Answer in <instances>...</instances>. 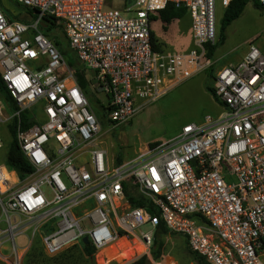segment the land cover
<instances>
[{
  "label": "built area",
  "instance_id": "2783aa9c",
  "mask_svg": "<svg viewBox=\"0 0 264 264\" xmlns=\"http://www.w3.org/2000/svg\"><path fill=\"white\" fill-rule=\"evenodd\" d=\"M106 1L17 0L37 11L28 23L0 9V76L17 107L9 114L0 101V126L9 125L32 166L17 182L7 156L0 158V238L16 252L17 237L28 245L39 237L50 256L84 245L85 237L96 253L137 238L152 264H171L167 255L155 260L150 253L163 221L210 264H264L263 51L251 42L240 62L216 70L222 113L111 165L96 144L100 121L67 59L43 32L44 18L56 19L80 62L95 73L115 126L138 112L137 100L157 101L213 68L208 46L217 40L219 0H124V10ZM231 2L220 0L225 10ZM170 4L190 14L194 47L188 52L153 45L152 17ZM3 144L0 135V152ZM126 190L151 201L159 214L134 206ZM145 225L151 228L141 231Z\"/></svg>",
  "mask_w": 264,
  "mask_h": 264
},
{
  "label": "rangeland",
  "instance_id": "374dc122",
  "mask_svg": "<svg viewBox=\"0 0 264 264\" xmlns=\"http://www.w3.org/2000/svg\"><path fill=\"white\" fill-rule=\"evenodd\" d=\"M126 3L127 2L124 0H107L106 6L124 10ZM0 9L4 12L6 17L12 21L18 20V16L24 19L32 18L22 5L16 4V0H2ZM224 12L225 10L219 0L217 6L216 42L219 40L221 33ZM179 19L180 20L175 21V24H173L171 29L167 32V35L171 39L170 42H173V44L167 43V49L160 51H186V49H177L178 46L182 45L181 43L186 44L187 42L184 36L181 40L179 34L175 35L176 32L174 30L177 25L181 27L187 26L189 23V14ZM166 25L168 26V24ZM49 37L53 40L58 38L60 47L67 50L66 59L70 67L81 65L76 52L69 47L61 27L54 29ZM226 39L224 45L219 47L216 51L218 56L225 55L223 58L224 61H237L248 50L249 44L253 41L260 44L264 51V8L256 6L254 2L250 1L241 18L234 21L226 29ZM233 47L235 50L231 54H227ZM71 69L73 71L72 67ZM89 74L91 75L92 72L89 71ZM211 76L212 73H206L190 79L154 102L137 100L139 110L126 122L113 126L109 123L107 118H105L103 122L100 121L101 133L104 135L102 139L105 138L104 147L109 152V158L114 160L113 164L119 165V159L123 162V160L132 158L136 153H139L142 148L145 150L146 148L151 149L152 147L150 145L152 143H161L173 138L186 124L200 123L207 115L218 116L222 111V106L207 90L208 86L214 89V81ZM91 98L92 99L89 100L91 110L98 118L95 107L96 109H101L102 106H106L108 98L102 91L96 93L93 91ZM8 128L9 125L7 124L0 126V135L4 140L3 150L0 152V158L2 160L6 159L8 150L14 139V136L9 132ZM17 178H19L17 174H14V179L18 182L19 180ZM83 224L87 228L91 227V222L88 219H86ZM1 227L2 223L0 221V228ZM150 228L151 226L145 225L142 227L141 231H147ZM44 232V230H41L42 234H45ZM137 234L140 235V231H138ZM164 239L165 245L163 249L171 264H197L192 259L188 251V245L183 236L172 233ZM16 242L19 248L15 252L12 248V244L8 242V240L0 238V264H131L144 255H147L150 259V256L144 251L141 254H131L130 257L123 262L114 259L108 252L101 254V251L93 256H89L85 254V245L82 244L71 245L57 255L50 256L46 253L43 242L39 237L29 243V245L24 236L17 237ZM127 242L129 243V247L130 245L134 247L140 243L137 238H131L130 241ZM126 246L128 245L126 244ZM113 247L117 252H120L123 245L119 243L118 245H113ZM114 252L116 251L114 250Z\"/></svg>",
  "mask_w": 264,
  "mask_h": 264
},
{
  "label": "trees",
  "instance_id": "16d2710c",
  "mask_svg": "<svg viewBox=\"0 0 264 264\" xmlns=\"http://www.w3.org/2000/svg\"><path fill=\"white\" fill-rule=\"evenodd\" d=\"M252 1L256 6L264 8L258 0H232L230 6L225 10L223 19H222V29L221 33L219 36V40L214 44V45H209L208 46V57L213 58L217 49L224 45L226 41V29L238 18L241 17L243 14L245 8L247 7L248 3ZM16 4L20 5L17 0ZM0 5H2V0H0ZM23 8L26 10V12L32 16V18H35V14L37 13L36 10L30 9L28 7ZM187 13L186 8H176L174 5L170 4L168 7L161 12V18L165 24H170L173 20L179 19L183 17ZM19 21L28 23L31 21L30 18L24 19L21 16L17 17ZM61 27L60 25L57 24V21L54 17L51 16H46L44 18V21L42 23V29L45 35L48 37L50 36V33L58 28ZM62 28V27H61ZM56 45L59 47L60 51L62 54L65 56L67 55V50L62 49L60 47V42L58 38L54 40ZM70 47V46H69ZM81 63V62H80ZM73 68V73L75 76V79L81 89L83 90L84 94L88 98V100H91L93 91L99 92V86L96 83L95 80V73L94 74H89V71L82 63L81 65L77 66H71ZM96 84V85H95ZM207 90L215 97V92L213 87L208 86ZM0 101L6 105L8 108V112H13L17 109L7 87L5 82L0 76ZM92 102V101H91ZM94 105V104H93ZM96 113L98 115L99 121L103 122L105 118H107L108 115V108L106 106H102L101 109H96ZM25 121H28V117L26 115L23 116ZM26 125V124H25ZM11 130L13 133L15 132V123L11 125ZM160 142H155L152 143L150 146L155 147L159 145ZM122 161L119 159L118 164H121ZM6 164L10 171H13L17 174V176L20 179H24L31 171H32V166L20 150L18 143L16 142V139H13L10 148L7 153V159H6ZM127 197L129 201L134 205V206H140V207H149V210L153 214H159L158 210L153 206L152 202L149 200L144 199L143 197H140L138 195H135V193H131L130 191L126 190ZM164 224L163 221H161L156 229L155 232V238L153 245L150 249L151 256L155 260H159L163 255H167L164 252V245H165V237L168 235H171ZM188 245V242H187ZM188 251L192 257V259L197 263V264H210L206 261V259L199 255L198 253L192 251L190 247L188 246ZM84 251L85 254L89 256H93L96 254L95 248L92 246V244L85 245L84 246ZM131 264H152L150 259L148 258L147 255L142 256L138 260L134 261Z\"/></svg>",
  "mask_w": 264,
  "mask_h": 264
},
{
  "label": "crops",
  "instance_id": "0c3cea01",
  "mask_svg": "<svg viewBox=\"0 0 264 264\" xmlns=\"http://www.w3.org/2000/svg\"><path fill=\"white\" fill-rule=\"evenodd\" d=\"M246 9V8H245ZM225 10V9H224ZM245 11V10H244ZM244 13V12H243ZM186 14H189L188 13V11H187V13ZM185 14V15H186ZM184 15V16H185ZM243 15V14H242ZM241 15V16H242ZM185 18V17H184ZM241 18V17H240ZM240 18H238V19H240ZM30 19H32V18H30ZM237 19V20H238ZM176 20H180V19H176ZM176 20H173L170 24H168V26L163 22V20H162V18H161V12L160 13H158V14H155V15H153V17H152V20H151V33H152V39H153V45H154V47H155V49H157V50H163V49H167V43H170V44H173V42H170V38H169V36L167 35V32L171 29V26L173 25V24H175V21ZM236 21V20H235ZM188 24H187V26H179V25H177L176 27H175V32H176V34L175 35H177V34H179L180 36H181V40L183 39V36L185 37V39H186V44H183V43H181L180 45L181 46H176L177 47V49H179V50H181V49H186V51L185 50H183L184 52H188V51H190L193 47H194V39H193V31H192V28H191V17H190V14H189V20H188ZM173 34H174V32H173ZM177 38V37H176ZM227 40V39H226ZM253 43H255L261 50L263 49V47L260 45V44H257L256 42H254L253 41ZM235 50V48L233 47L232 49H230L228 52H227V54H231L233 51ZM248 51V50H247ZM247 51L237 60V61H234V62H231V61H224V57H225V55H220V56H218L216 53H215V55H214V57L212 58L214 61H215V64H214V66H213V68H211L210 70H208V71H206V72H204V73H201V74H199V75H196L195 77H193V78H196V77H198V76H200V75H202V74H210V73H212V76H211V78H212V80L214 81V74H215V72H216V70L217 69H219V68H222L223 66H226V65H229V64H236V63H238V62H240L243 58H244V56L246 55V53H247ZM263 51V50H262ZM181 52H182V50H181ZM263 53H264V51H263ZM92 72V71H91ZM92 74H94L93 72H92ZM192 78V79H193ZM189 81V80H188ZM187 82V81H186ZM100 91V90H99ZM219 103V102H218ZM220 104V103H219ZM221 105V104H220ZM222 106V105H221ZM223 112V106H222V111H221V113ZM190 124V123H189ZM187 125V124H186ZM185 126V125H184ZM183 126V127H184ZM182 130V129H181ZM180 133V132H179ZM178 133V134H179ZM177 134V135H178ZM176 135V136H177ZM103 133H100L99 134V136H98V140H97V142H96V144H97V146H99V147H101V148H103V149H105L106 151H107V149L104 147V144H105V138L104 139H102L103 138ZM176 136H174V137H176ZM173 137V138H174ZM172 139V138H171ZM170 140V139H169ZM168 141V140H167ZM165 142V141H164ZM162 143V142H161ZM147 149V148H146ZM143 151H145V149H141L140 151H139V153H141V152H143ZM107 153H108V159H109V163L111 164V165H114L113 163H114V160H111L109 157V152L107 151ZM139 153H136L135 154V156H133L132 158H129V159H126V160H123V162L122 163H124V162H127V161H129L130 159H134ZM182 236V235H181ZM184 237V236H183ZM184 240L186 241V243L188 242L187 241V239H186V237H184ZM133 246V245H132ZM189 246V245H188ZM106 250V249H105ZM104 250V251H105ZM103 251V252H104ZM102 252V253H103ZM101 253V254H102ZM263 260H264V251H263Z\"/></svg>",
  "mask_w": 264,
  "mask_h": 264
},
{
  "label": "bare ground",
  "instance_id": "6f19581e",
  "mask_svg": "<svg viewBox=\"0 0 264 264\" xmlns=\"http://www.w3.org/2000/svg\"><path fill=\"white\" fill-rule=\"evenodd\" d=\"M119 243H121L123 245L122 249L120 252H117L116 249H114L113 245H111L110 247L106 248V250L103 252H108L110 256H112L114 259L119 260L120 262L125 261L126 259H128L130 257V255L132 254H141L145 248L141 243H138L136 246L132 247V245H130L129 247V243L126 241V239L122 238L120 241H118L116 244L118 245ZM126 244L128 246H126ZM114 250L116 252H114ZM102 253V252H101Z\"/></svg>",
  "mask_w": 264,
  "mask_h": 264
},
{
  "label": "water",
  "instance_id": "95a60500",
  "mask_svg": "<svg viewBox=\"0 0 264 264\" xmlns=\"http://www.w3.org/2000/svg\"><path fill=\"white\" fill-rule=\"evenodd\" d=\"M84 245H89V239L87 237L84 238L83 240Z\"/></svg>",
  "mask_w": 264,
  "mask_h": 264
}]
</instances>
